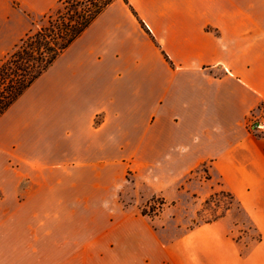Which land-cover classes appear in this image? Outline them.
Segmentation results:
<instances>
[{"label":"crops","instance_id":"obj_1","mask_svg":"<svg viewBox=\"0 0 264 264\" xmlns=\"http://www.w3.org/2000/svg\"><path fill=\"white\" fill-rule=\"evenodd\" d=\"M59 2L0 0V63ZM129 2L155 42L116 1L0 117L6 252L59 254L28 242L91 237L64 245L78 264L115 251V264H264V183L249 191L263 241L246 258L216 223L155 252L135 202L154 195L155 172L182 173L193 156L246 148L255 165L243 133L264 108V0Z\"/></svg>","mask_w":264,"mask_h":264},{"label":"rangeland","instance_id":"obj_2","mask_svg":"<svg viewBox=\"0 0 264 264\" xmlns=\"http://www.w3.org/2000/svg\"><path fill=\"white\" fill-rule=\"evenodd\" d=\"M59 8H62L60 3L57 4L54 10L47 12L44 16L35 18L30 34L41 27L47 26L48 16L52 15L55 17ZM254 117L264 118V108L255 110L249 115L247 120ZM231 135L234 134H224V138H231ZM243 136L255 146V165L253 163L249 164L246 159H243L247 155L246 148H242L241 152L246 153H241L239 159L232 146L233 148H230L226 154L217 155L213 158L209 156H193L192 165L190 164V167L182 173L155 172L154 195L149 199H137L135 201L141 214L144 211L147 214L146 217L154 222L155 236L151 238L150 244L152 247L155 246V252L159 246L179 241L190 233L192 228L196 227L195 229H197V225H210L202 223L203 220L210 219L211 216L209 214L198 216V212L203 209V203L213 193L223 190L233 193L242 203L247 213L239 212L235 206L226 212V203H221L219 212H226V216L215 222L218 228L226 232L228 238L243 258L248 257L251 250L260 244L256 243V239L258 238V232L261 234L262 232L255 219L249 213L247 205L250 201L252 202V199L249 198V191L252 186H259L264 183V162H258L257 157L264 150V134L249 132L245 127ZM203 158L208 159L202 162ZM127 178L131 179V176L127 175ZM240 195L246 202L245 204L241 200ZM0 197H5V190H0ZM163 200L166 202L164 205H162ZM256 228L259 231H256ZM86 239L88 240L85 241ZM9 240L13 243V238L6 236L3 226L0 228V264H41V262L42 264H54L57 259L62 264H78L79 262L76 259L78 254L70 253L64 245L93 243V238L91 237L70 238L63 236L62 238H57L46 236L40 238L39 241L29 240L28 243L43 244L50 248L54 244L61 243L63 245L62 253L55 254L47 251L42 254H13L6 252ZM224 246L225 249H228L227 244ZM100 255L99 253L94 254L91 264H115L118 259L124 256V253L120 251L103 253L102 255H105L103 259L99 258ZM38 256L40 258H37ZM158 257L159 255L155 254V258L158 259Z\"/></svg>","mask_w":264,"mask_h":264},{"label":"trees","instance_id":"obj_3","mask_svg":"<svg viewBox=\"0 0 264 264\" xmlns=\"http://www.w3.org/2000/svg\"><path fill=\"white\" fill-rule=\"evenodd\" d=\"M116 1L119 0H60L62 8L57 10L55 17L48 16V25L28 34L0 63V117L90 27L93 21ZM121 1L151 36V32L129 0ZM151 39L155 42V38L151 36ZM165 203L163 200L162 205ZM221 203H226V212L235 206L239 212L247 213L233 193L223 190L213 193L203 203V209L198 212V216L209 214L211 218L203 220L202 224H212L226 216V212H219ZM142 214L147 215L144 211ZM256 231L259 230L256 228ZM258 233L256 243H261L262 234Z\"/></svg>","mask_w":264,"mask_h":264},{"label":"built area","instance_id":"obj_4","mask_svg":"<svg viewBox=\"0 0 264 264\" xmlns=\"http://www.w3.org/2000/svg\"><path fill=\"white\" fill-rule=\"evenodd\" d=\"M245 127L249 132L264 134V118L263 117H254L250 120H247Z\"/></svg>","mask_w":264,"mask_h":264}]
</instances>
